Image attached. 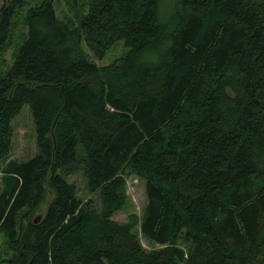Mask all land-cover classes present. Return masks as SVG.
Returning a JSON list of instances; mask_svg holds the SVG:
<instances>
[{"label":"trees","instance_id":"16d2710c","mask_svg":"<svg viewBox=\"0 0 264 264\" xmlns=\"http://www.w3.org/2000/svg\"><path fill=\"white\" fill-rule=\"evenodd\" d=\"M27 2L0 8V264H264V0H86L76 24L43 0L5 70ZM129 174L147 202L120 221Z\"/></svg>","mask_w":264,"mask_h":264},{"label":"rangeland","instance_id":"374dc122","mask_svg":"<svg viewBox=\"0 0 264 264\" xmlns=\"http://www.w3.org/2000/svg\"><path fill=\"white\" fill-rule=\"evenodd\" d=\"M10 0H0V8L5 2ZM43 0H29L27 4L20 10H18L14 26L11 30L10 38L8 43L3 49L2 58H4V63L2 64L5 70H8L16 57L17 51L22 45L28 28L25 25L26 12L31 6L35 7L41 4ZM54 6L56 13L59 18L68 21L70 23L76 24L78 20L81 19V15L86 14L88 11L86 0H80L78 4L74 5L72 0H55ZM125 52V48L122 44L117 45L114 49L109 51L104 59L98 61L99 64H108L114 61L116 58L120 57L122 53ZM90 54V52H89ZM13 147L8 158L16 160H28L33 157L37 152L36 143V127L32 116L30 103H25L19 113L13 118ZM3 164V161L0 162ZM127 178V193L130 199L129 205L126 209L116 213L113 218L120 221H126L129 214L138 213L141 214L144 205L147 202L145 181L138 176L129 174ZM69 181L75 182L79 188V194L82 198H87L90 196L85 180L83 176L78 173L71 175L68 178ZM2 182V173L0 172V187ZM46 204L40 206L35 213L30 217L33 220L37 215L43 214ZM143 245L148 248H158L159 245L154 244L149 241L144 236L141 237ZM4 244V238L0 233V252L2 245Z\"/></svg>","mask_w":264,"mask_h":264},{"label":"water","instance_id":"95a60500","mask_svg":"<svg viewBox=\"0 0 264 264\" xmlns=\"http://www.w3.org/2000/svg\"><path fill=\"white\" fill-rule=\"evenodd\" d=\"M42 218V215H38L36 218H35V221L38 222L40 219Z\"/></svg>","mask_w":264,"mask_h":264}]
</instances>
